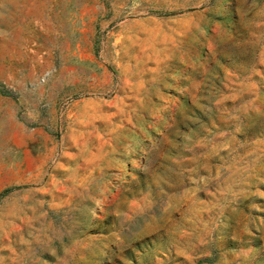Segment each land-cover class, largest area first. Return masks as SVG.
<instances>
[{"label": "rangeland", "instance_id": "obj_1", "mask_svg": "<svg viewBox=\"0 0 264 264\" xmlns=\"http://www.w3.org/2000/svg\"><path fill=\"white\" fill-rule=\"evenodd\" d=\"M0 264H264V0H0Z\"/></svg>", "mask_w": 264, "mask_h": 264}]
</instances>
